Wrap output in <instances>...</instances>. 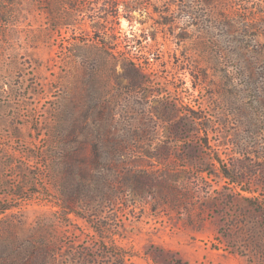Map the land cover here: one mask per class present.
Masks as SVG:
<instances>
[{
  "label": "rangeland",
  "instance_id": "374dc122",
  "mask_svg": "<svg viewBox=\"0 0 264 264\" xmlns=\"http://www.w3.org/2000/svg\"><path fill=\"white\" fill-rule=\"evenodd\" d=\"M252 1L80 0L57 30L47 0L15 8L0 27V264H264ZM73 201L84 218L59 205Z\"/></svg>",
  "mask_w": 264,
  "mask_h": 264
},
{
  "label": "trees",
  "instance_id": "16d2710c",
  "mask_svg": "<svg viewBox=\"0 0 264 264\" xmlns=\"http://www.w3.org/2000/svg\"><path fill=\"white\" fill-rule=\"evenodd\" d=\"M34 1L36 0H0V27L2 25L7 26V24L8 25L12 24L10 15L16 12L15 11L16 7L18 6L20 7L24 3L32 5ZM105 1L108 3H112V0H102V2H105ZM132 1L134 4H138L140 2V0H132ZM243 1L246 2L247 0H243ZM252 2L258 8V13L261 14L262 17H264V10L260 9L263 7V0H253ZM48 3H50V6L52 8L51 9L52 10L51 20L52 22H54L53 26L56 30L61 27H67L69 25L74 24L73 11L80 9V0H47V4ZM111 16L117 21V23L121 16L125 18L128 17L127 15H124L123 13H119L116 10L114 11V13L111 14ZM248 20L250 21H246L247 23L243 25L242 27L244 28V36L248 38L245 40L257 42L258 35L249 33L251 30L257 28V25H255L256 24L255 18L252 17V18H249ZM259 27H260V24H259ZM0 32H1V29H0ZM61 160H62V157H58L59 163H63ZM64 178L68 179L69 177L67 178L66 176H64ZM55 181L57 182V179ZM73 203L70 204V203L63 202V203H59V205L62 206L65 213H74L75 215H78L84 218L85 215H83V213L78 211L75 201H73ZM96 230L99 232L100 239L102 240V242L105 243L109 240L107 239L106 235L103 234V227H98L96 228ZM112 245L116 249L119 248V245L115 241L112 242ZM116 254L119 260L118 264H123L124 259H125V254L122 252H118Z\"/></svg>",
  "mask_w": 264,
  "mask_h": 264
}]
</instances>
